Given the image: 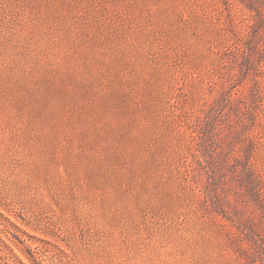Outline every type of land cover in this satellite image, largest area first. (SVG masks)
<instances>
[{"label": "rangeland", "instance_id": "rangeland-1", "mask_svg": "<svg viewBox=\"0 0 264 264\" xmlns=\"http://www.w3.org/2000/svg\"><path fill=\"white\" fill-rule=\"evenodd\" d=\"M0 264H264V0H0Z\"/></svg>", "mask_w": 264, "mask_h": 264}]
</instances>
